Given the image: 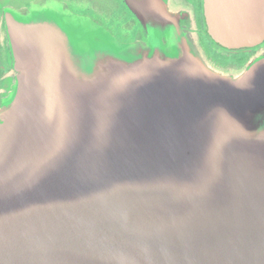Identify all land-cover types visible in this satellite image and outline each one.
Masks as SVG:
<instances>
[{"label": "water", "instance_id": "water-1", "mask_svg": "<svg viewBox=\"0 0 264 264\" xmlns=\"http://www.w3.org/2000/svg\"><path fill=\"white\" fill-rule=\"evenodd\" d=\"M122 1L145 45L54 0L6 13L0 264H264V55L222 75L164 0ZM203 15L225 49L264 43V0Z\"/></svg>", "mask_w": 264, "mask_h": 264}, {"label": "flooded vegetation", "instance_id": "flooded-vegetation-1", "mask_svg": "<svg viewBox=\"0 0 264 264\" xmlns=\"http://www.w3.org/2000/svg\"><path fill=\"white\" fill-rule=\"evenodd\" d=\"M39 0H0V108L14 92L17 72L14 69L11 50L6 30L5 16L8 11L17 13L30 11ZM57 5L70 14L83 17L113 36L119 44L121 37H127L133 45H145L147 39L136 18L126 8L122 0H111L118 10V31L109 24V20L101 19L110 15V11L100 4L99 0H54ZM168 10L179 16L181 28L197 55L211 70L222 75L235 77L264 55V43L255 48L229 50L217 45L207 34L203 15V0H164ZM115 3V4H114ZM126 44V43H125Z\"/></svg>", "mask_w": 264, "mask_h": 264}, {"label": "rangeland", "instance_id": "rangeland-1", "mask_svg": "<svg viewBox=\"0 0 264 264\" xmlns=\"http://www.w3.org/2000/svg\"><path fill=\"white\" fill-rule=\"evenodd\" d=\"M40 1L41 0H39L37 3H35L31 8H36V7L38 8L39 7V4H40ZM93 1H97V0H93ZM110 1L111 0H99L100 4L103 6V8H105V11L109 10L111 12L110 15H108V16L106 15V16L102 17L101 19H103L104 21L109 20V24L111 23L112 26H114V28H116V31H118V27H119L118 25L120 24V23L116 22L117 21L116 18L118 17V10L115 8L114 5L110 6V4H109ZM71 15L72 16H75V17H78L77 15H73V14H71ZM79 18H83V17H79ZM83 19H86V18H83ZM86 20H88V19H86ZM100 29L103 30L102 28H100ZM118 32H116L115 34H116L117 38L121 42H123V43H121V45H125V46L126 45H129V46L133 45L131 42L129 43L128 38L126 36L125 37L119 36V33ZM105 33L108 34L107 32H105ZM108 35L110 36V34H108ZM110 37L113 40H116L113 36H110Z\"/></svg>", "mask_w": 264, "mask_h": 264}]
</instances>
